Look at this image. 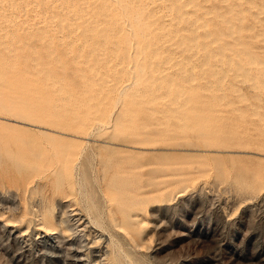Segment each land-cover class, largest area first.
I'll return each mask as SVG.
<instances>
[{
    "label": "rangeland",
    "instance_id": "rangeland-1",
    "mask_svg": "<svg viewBox=\"0 0 264 264\" xmlns=\"http://www.w3.org/2000/svg\"><path fill=\"white\" fill-rule=\"evenodd\" d=\"M0 97V264H264V0H0Z\"/></svg>",
    "mask_w": 264,
    "mask_h": 264
},
{
    "label": "bare ground",
    "instance_id": "bare-ground-1",
    "mask_svg": "<svg viewBox=\"0 0 264 264\" xmlns=\"http://www.w3.org/2000/svg\"><path fill=\"white\" fill-rule=\"evenodd\" d=\"M58 1V0H57ZM58 3V2H57ZM71 6V5H70ZM133 38L131 37L130 38V40H132ZM60 40V39H59ZM1 97H3V96H1ZM0 97V98H1ZM3 101V100H2ZM119 102V101H118ZM129 103V102H128ZM3 104H5L4 102H1V100H0V107H3V106H7V103H6V105H3ZM10 106V105H9ZM129 106H130V104H129ZM9 108V107H8ZM132 108H134V107H132ZM4 109H6V107L4 108ZM13 109V115H15V116H17V117H20V118H29L25 113H21V111L20 112H18V111H14L15 110V108H12ZM7 110V109H6ZM5 111V110H4ZM8 111V110H7ZM113 112V111H112ZM112 112L111 113H108V116H110L111 117V114H112ZM101 114H105V113H101ZM82 115V114H81ZM101 117L102 116H96V115H94V114H92L91 112H86L84 115H82V117H80L81 119H80V121H78L79 123L78 124H74L75 126H76V128H75V126L74 127H72V128H74V129H76V131L78 132V133H81L82 135L90 128V127H93V126H96L97 124H100L101 123ZM17 119V118H16ZM79 119V118H78ZM118 120H114V124H113V122H112V124H113V126H112V130L114 131V133L116 134V135H118L119 133H122V131L120 130L122 127V125L120 126L118 123L119 122H117ZM120 121V120H119ZM120 122H122V121H120ZM121 124V123H120ZM109 125V124H108ZM121 128H120V127ZM97 127V126H96ZM92 129V128H91ZM94 129V128H93ZM122 130H124V129H122ZM87 132H89V131H87ZM77 133V134H78ZM113 133V134H114ZM84 138H87V137H84ZM75 154V153H74ZM74 154L71 152V153H69V156L67 157L66 156V158L65 159H63L62 160V166H61V170H60V179H59V185L60 184H66V183H68V178H69V173H70V169H72L74 166H75V164L76 163H72L71 164V162H73L74 160H73V156H74ZM63 155V154H62ZM68 155V154H67ZM80 156V155H79ZM94 157V156H93ZM49 164V163H48ZM47 166V165H46ZM77 178V177H76ZM67 185V184H66ZM68 186V185H67ZM80 190H81V188H80ZM82 192V193H81ZM84 192H85V190H83V191H79V193H81V194H83V196H84ZM72 193V192H71ZM83 196H81V198L83 197ZM81 200H84V198H82ZM86 200V199H85ZM90 200H93V197L91 196L90 197ZM86 206V205H85ZM90 206H96V204H95V202L94 201H92V203L90 204ZM104 207V206H103ZM101 221V220H100ZM113 225V224H112ZM116 228V227H115ZM113 240V239H112ZM110 242V241H109ZM113 242V241H112ZM117 247V246H116ZM120 250V249H119ZM122 255H124V254H122ZM115 260V259H114ZM129 261V260H128Z\"/></svg>",
    "mask_w": 264,
    "mask_h": 264
}]
</instances>
